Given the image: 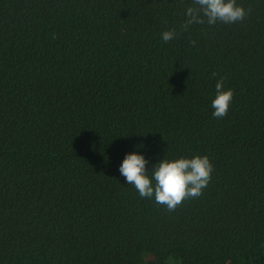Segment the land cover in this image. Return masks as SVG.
Listing matches in <instances>:
<instances>
[{
  "label": "trees",
  "instance_id": "trees-1",
  "mask_svg": "<svg viewBox=\"0 0 264 264\" xmlns=\"http://www.w3.org/2000/svg\"><path fill=\"white\" fill-rule=\"evenodd\" d=\"M236 2L181 31L191 0H0V264H264V0ZM132 151L211 180L168 211Z\"/></svg>",
  "mask_w": 264,
  "mask_h": 264
},
{
  "label": "clouds",
  "instance_id": "clouds-1",
  "mask_svg": "<svg viewBox=\"0 0 264 264\" xmlns=\"http://www.w3.org/2000/svg\"><path fill=\"white\" fill-rule=\"evenodd\" d=\"M236 0H191L186 8V19L180 26L181 31L189 25H214L218 21L225 24L243 21L249 14ZM177 36L175 28L164 31L162 39L167 42ZM194 43V42H193ZM216 76L217 73H213ZM223 77L215 84L216 96L212 101L214 118H223L228 114L234 93L231 88L225 89ZM149 161L137 151L125 155L119 166L120 174L125 177L142 198H153L155 202L174 211L185 199H195L202 195L203 189L211 180L213 165L207 155L192 158L180 157L174 160L163 159L154 165L149 172L146 165Z\"/></svg>",
  "mask_w": 264,
  "mask_h": 264
}]
</instances>
